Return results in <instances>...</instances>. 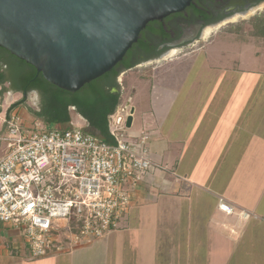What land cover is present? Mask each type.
Segmentation results:
<instances>
[{
	"label": "crops",
	"instance_id": "obj_1",
	"mask_svg": "<svg viewBox=\"0 0 264 264\" xmlns=\"http://www.w3.org/2000/svg\"><path fill=\"white\" fill-rule=\"evenodd\" d=\"M187 56L173 55L131 68L157 63L155 73L140 80L152 79L156 85L154 104L141 107L142 113L149 112L143 117L147 123L133 135L149 130L153 159L170 171H156L130 188L132 204L125 219L139 230L124 231L136 232L137 241L129 247L124 232L112 231L101 240L108 249H119V259L88 264H264V104L227 105L220 99L172 103L173 71L179 65L174 62ZM132 89L137 92L138 87ZM129 102L135 119L133 96ZM4 149L0 148V158ZM221 202L231 204L234 212L222 210ZM161 222L167 223L162 232L157 231ZM145 226L150 229L147 234L141 229ZM166 243L174 249L173 261L166 258L171 249H162L155 259L148 257L159 255ZM26 252L21 230L0 221V264H49L46 260L52 256L34 263L25 257Z\"/></svg>",
	"mask_w": 264,
	"mask_h": 264
},
{
	"label": "built area",
	"instance_id": "obj_2",
	"mask_svg": "<svg viewBox=\"0 0 264 264\" xmlns=\"http://www.w3.org/2000/svg\"><path fill=\"white\" fill-rule=\"evenodd\" d=\"M5 103L0 97V221L21 230L29 260L108 236L130 212V188L170 171L153 159L149 130L128 133L130 102L109 117L111 143L91 132L73 106L65 127L33 129ZM220 208L234 212L227 202Z\"/></svg>",
	"mask_w": 264,
	"mask_h": 264
},
{
	"label": "water",
	"instance_id": "obj_3",
	"mask_svg": "<svg viewBox=\"0 0 264 264\" xmlns=\"http://www.w3.org/2000/svg\"><path fill=\"white\" fill-rule=\"evenodd\" d=\"M192 1L0 0V47L74 93L121 62L149 22ZM133 120L134 109L128 127Z\"/></svg>",
	"mask_w": 264,
	"mask_h": 264
},
{
	"label": "rangeland",
	"instance_id": "obj_4",
	"mask_svg": "<svg viewBox=\"0 0 264 264\" xmlns=\"http://www.w3.org/2000/svg\"><path fill=\"white\" fill-rule=\"evenodd\" d=\"M258 8L259 10H255L246 19H233L235 23L228 24L223 28L219 26L212 27L213 32L209 37H206L205 33L211 27H207L199 40H196L185 48L177 49L176 56L183 54L189 56L174 62V64L179 63V65L173 71L176 78L173 83L175 89L171 91L172 95L169 99L172 103L178 105L186 103L200 104L220 99L219 101H223L227 105L230 103H241L242 106H245V104H253L255 101L261 105L264 104V37H259L255 29V23L264 18V5ZM238 64L240 66L238 68L239 71L236 69ZM156 65V62L148 63L138 68L129 69L119 76L122 91L121 103L129 102V99L133 96L134 105L137 106L134 123L132 127H128L127 129L130 134L139 132L147 123V120H144L143 117L149 115V112L144 111L145 113H142L141 107H150L154 104L156 85L153 84L152 79L143 82H140V80L144 76H151L153 72L155 73L156 70L154 71V68ZM234 70L238 72L232 73ZM222 72L225 74H222ZM180 74L184 75V77H179ZM135 85L138 87L137 92H134V88L132 89ZM0 97L1 104L6 106L5 101L13 105V103L24 100L22 104L16 106L14 109L18 111L25 123L31 128L39 127L45 129L51 127L46 125L42 120L37 119L31 112L32 110L39 109L40 97L37 92H29L24 96L21 92L5 90L0 94ZM245 112L246 110L242 107V115ZM72 117L75 119L78 117L76 112L72 113ZM95 132L98 133L97 131ZM2 134L6 135L7 132H3ZM4 147L5 144L0 142V148L3 149ZM130 204H132L131 199ZM165 225L167 223L161 222L160 229H157V231L162 232V230H166ZM128 227L133 229V231L134 229L139 230L137 226H130L129 222L125 219L122 221L120 227L113 232H124L127 245L130 247L137 239H135L136 232L126 234V231H132H124V229H129ZM141 229L146 234L150 231L147 226ZM113 232L112 234H114ZM101 239L103 238L95 240L85 250L51 252L52 256L48 257L50 260L46 261L49 264H57L58 261L62 260H69L72 264H88L95 260L102 261L106 259L110 262L117 261L119 259V249L118 251L114 247L108 249L103 245V240ZM160 241L163 242L162 240ZM163 247L159 255L156 252L148 255V257L155 256V259L162 255L164 249H171L172 253L166 252L168 254L166 258H170L173 261L174 249L172 246L170 247L166 243ZM37 259H34L33 262L35 263L36 260L40 261L41 258Z\"/></svg>",
	"mask_w": 264,
	"mask_h": 264
},
{
	"label": "trees",
	"instance_id": "obj_5",
	"mask_svg": "<svg viewBox=\"0 0 264 264\" xmlns=\"http://www.w3.org/2000/svg\"><path fill=\"white\" fill-rule=\"evenodd\" d=\"M255 29L259 37H264V18L255 23ZM137 47L138 43H135L112 70L74 93L50 83L33 65L0 47V94L5 90L23 94L37 92L40 97L39 109L31 112L51 127L68 124L71 120L69 108L73 106L88 120L91 129L97 131L99 137L111 143L113 137L109 130V117L121 104L122 97L118 81L122 71L120 66L124 64L125 70L138 63L131 60V54ZM23 102L24 100L13 103L10 111Z\"/></svg>",
	"mask_w": 264,
	"mask_h": 264
},
{
	"label": "flooded vegetation",
	"instance_id": "obj_6",
	"mask_svg": "<svg viewBox=\"0 0 264 264\" xmlns=\"http://www.w3.org/2000/svg\"><path fill=\"white\" fill-rule=\"evenodd\" d=\"M261 5L264 0H193L183 11L148 23L131 54V60L138 61L133 67L161 59L173 46L179 49L193 44L207 27L223 28L235 23L233 19H246ZM124 67V64L120 66L122 74L131 69L124 70Z\"/></svg>",
	"mask_w": 264,
	"mask_h": 264
},
{
	"label": "bare ground",
	"instance_id": "obj_7",
	"mask_svg": "<svg viewBox=\"0 0 264 264\" xmlns=\"http://www.w3.org/2000/svg\"><path fill=\"white\" fill-rule=\"evenodd\" d=\"M212 32H213V28H208V29L206 30L205 36H206V37H209V35H210ZM176 52H177V49L172 50V51H171V54H170L169 56H173V55H175Z\"/></svg>",
	"mask_w": 264,
	"mask_h": 264
}]
</instances>
